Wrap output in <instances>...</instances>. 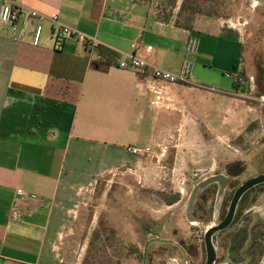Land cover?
I'll return each mask as SVG.
<instances>
[{"label": "crops", "instance_id": "crops-1", "mask_svg": "<svg viewBox=\"0 0 264 264\" xmlns=\"http://www.w3.org/2000/svg\"><path fill=\"white\" fill-rule=\"evenodd\" d=\"M18 1L58 14L103 44L98 53L73 39L57 42L50 21L36 47L31 36L0 38V264H59L54 243L77 189L137 159L127 147L155 142L160 116L151 72L121 69L118 59L140 41L141 57L177 72L196 39L189 89L205 83L228 91L223 87L241 73L242 43L232 30L197 32L150 19L130 0ZM179 89L164 87L166 94ZM18 192L25 197L14 221Z\"/></svg>", "mask_w": 264, "mask_h": 264}, {"label": "rangeland", "instance_id": "rangeland-1", "mask_svg": "<svg viewBox=\"0 0 264 264\" xmlns=\"http://www.w3.org/2000/svg\"><path fill=\"white\" fill-rule=\"evenodd\" d=\"M130 3L156 21L159 15L197 32L237 33L247 82L233 87L230 78L223 87L228 91L221 92L176 83L178 91L153 93L160 120L151 152L77 189L75 200L63 210L64 225L54 243L59 264H205L203 235L218 221L224 196L208 201L206 210L213 214L208 222L201 221L188 213L192 189L236 165L239 171L232 174L226 195L264 174V0ZM256 190L244 199L234 225L215 235V264L230 263L237 233L249 235L254 227L256 236L264 234V185ZM249 244L239 261L264 264V256L251 258L252 251L247 256Z\"/></svg>", "mask_w": 264, "mask_h": 264}, {"label": "built area", "instance_id": "built-area-1", "mask_svg": "<svg viewBox=\"0 0 264 264\" xmlns=\"http://www.w3.org/2000/svg\"><path fill=\"white\" fill-rule=\"evenodd\" d=\"M46 21L52 23V34L57 42H63L67 39H73L91 51H98L103 44L95 37L79 31L65 23H63L58 14L47 16L37 10L30 9L18 0H0V38L10 39L16 42L23 41L27 36H31V44L38 46L40 43L43 26ZM198 42L192 39L188 45L187 55L183 61L182 67L177 72L162 69L151 65L146 59L139 55L142 49L140 41L133 44V51L125 54L118 59L117 66L121 69H134L139 73L151 72L152 82L150 90L154 94H160L166 84H183L194 86L192 81L193 56L195 55ZM234 83L237 86L246 84L247 81L240 73L232 75ZM198 88L207 89L212 92H221L222 90L214 87H204L197 85ZM127 151L133 155H148L151 147L146 146L139 148L136 146L127 147ZM24 195L17 193L12 204L10 217L14 221L21 220V213L18 205L24 198Z\"/></svg>", "mask_w": 264, "mask_h": 264}, {"label": "flooded vegetation", "instance_id": "flooded-vegetation-1", "mask_svg": "<svg viewBox=\"0 0 264 264\" xmlns=\"http://www.w3.org/2000/svg\"><path fill=\"white\" fill-rule=\"evenodd\" d=\"M232 168L227 169L226 174L218 173L216 175L210 176V177L202 180L201 182H203V181H205V180H207L209 178H213V177H221V181H219V180L214 181V182L206 185L205 187L198 189L195 192L194 196L192 197V194H193V191L195 190V187L197 185H199L201 183L200 182V183H198L197 185L194 186V188L192 189V191L190 193V196H189V199H188V208H190V210L188 212L189 215L192 218H196L198 220L206 221V222H208L210 220L211 215L213 214L212 211H207L206 210V205H207L208 201L213 199L214 197L215 198H220V197L224 196L223 197L224 198V203H223V206L221 208V211L218 214V217H219L218 221L216 223H212L210 226H208V228L204 232V235H203L204 247H205V234H206V232L210 228H212V227H214L216 225H219L223 220H225V218L228 215L229 208H230V205H231V202H232V199L234 197V194H235L236 190L244 183L243 182L242 184L236 186L233 189V191H232V193L230 195H226L227 190L230 188L232 174L234 173V171L236 169H237L235 171L236 173H237V171H239L238 165H236L234 167V169H232ZM222 184H223V187H222ZM261 185H264V183L263 184H259L257 186H254L251 189H249L247 192H245V194L240 198V200L237 203L235 214L233 216L232 222L225 229L216 232L213 235V240H214V237H215V235L217 233L225 231V230L231 228L234 225V223L237 221V219H238V217L240 215V212L243 209L242 203H243L244 199L246 198V196L250 192L255 191ZM254 229H255L254 227L251 229L249 235L246 234V233H237L233 237V243H232V245H231V247L229 249V253H230V257H231V261H230L229 264H242L239 261V258H240V256H243V254H242L243 253V251H242L243 247L246 246L248 243H250V244L248 245V249L246 250L247 256H249L250 251H252V255L253 256H251V258L255 257V254L256 255L258 254V256L262 260V258L264 256V234L263 233L262 234L258 233V236H256L254 234ZM260 238H263V241H262L261 244H259ZM205 253H206V250H205ZM248 264H253V262L251 261Z\"/></svg>", "mask_w": 264, "mask_h": 264}, {"label": "water", "instance_id": "water-1", "mask_svg": "<svg viewBox=\"0 0 264 264\" xmlns=\"http://www.w3.org/2000/svg\"><path fill=\"white\" fill-rule=\"evenodd\" d=\"M217 180L221 181V177H213V178H209V179L201 182L199 185H197L195 187V190L193 191L192 197L194 196L195 192L198 189L203 188L206 185H208L214 181H217ZM263 183H264V174H261V175L255 176V177L247 180L236 190L234 197L232 199L230 208H229L228 215L225 218V220H223L219 225H216V226L210 228L205 234V250H206V262H205V264H215V261H216V251H215V246L213 243V235L216 232L225 229L232 222L233 216L235 214L237 203L240 200V198L245 194V192H247L252 187L257 186L259 184H263ZM222 187H223V184H222Z\"/></svg>", "mask_w": 264, "mask_h": 264}, {"label": "trees", "instance_id": "trees-1", "mask_svg": "<svg viewBox=\"0 0 264 264\" xmlns=\"http://www.w3.org/2000/svg\"><path fill=\"white\" fill-rule=\"evenodd\" d=\"M186 5V1L183 2V7H185ZM157 21H160V22H164V23H167L168 22V18L167 17H161L159 15H157ZM177 26H179V23H176ZM188 30H191L189 27H184ZM192 31V30H191ZM99 53H102L101 50H99ZM242 76H243V73H240ZM237 84L236 83H233V87H236Z\"/></svg>", "mask_w": 264, "mask_h": 264}]
</instances>
